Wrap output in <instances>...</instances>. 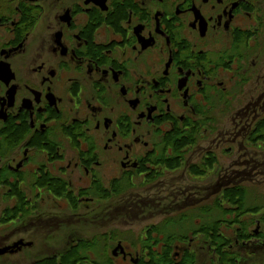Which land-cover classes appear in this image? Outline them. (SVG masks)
Wrapping results in <instances>:
<instances>
[{
	"label": "flooded vegetation",
	"instance_id": "flooded-vegetation-1",
	"mask_svg": "<svg viewBox=\"0 0 264 264\" xmlns=\"http://www.w3.org/2000/svg\"><path fill=\"white\" fill-rule=\"evenodd\" d=\"M240 183L264 189V0H0V264H201L210 240L237 264L264 214L200 228Z\"/></svg>",
	"mask_w": 264,
	"mask_h": 264
},
{
	"label": "trees",
	"instance_id": "trees-1",
	"mask_svg": "<svg viewBox=\"0 0 264 264\" xmlns=\"http://www.w3.org/2000/svg\"><path fill=\"white\" fill-rule=\"evenodd\" d=\"M240 98L241 99L237 100L236 104L234 103V105H242L243 98ZM229 106L230 103L227 102V99H219V111L222 114H220V116L218 117V121L216 120V117L213 118V120L208 117V120H204L203 124L205 125L208 123L209 125L214 126L217 122L219 124V127H221V124L223 123V121L225 123V119L227 118L224 113H228ZM263 201L264 194H260L259 192H255L254 190H252L248 183L226 186L222 192H219L218 198L215 201V203L218 205L217 209H214L211 206L203 207L201 209V218L207 220L208 222L203 224V226L200 228V231L204 233L205 236L209 237L212 233L217 234V228L221 230H228V227H231L232 225L244 224V222L242 221L244 219L243 216L248 213H256L260 209H264V205L261 204ZM248 204L254 205L248 206ZM228 206L233 207L229 209ZM191 214H194L195 216V211L185 214L180 218H190ZM193 229L194 228H192V230ZM159 231L162 233L163 229L159 228ZM194 233H196V230L194 231ZM220 234L222 235L221 232ZM219 241L221 242L220 239Z\"/></svg>",
	"mask_w": 264,
	"mask_h": 264
},
{
	"label": "rangeland",
	"instance_id": "rangeland-1",
	"mask_svg": "<svg viewBox=\"0 0 264 264\" xmlns=\"http://www.w3.org/2000/svg\"><path fill=\"white\" fill-rule=\"evenodd\" d=\"M258 192H260V194H264V189L261 188ZM130 197L131 196H129V198ZM111 202L114 203V204H118L117 202H115V200H113ZM126 203H127V201H126ZM107 204H108V206L111 205V203H108V202H107ZM261 204L264 205V201ZM230 205H232V204H230ZM250 205L253 206L254 204H248V206H250ZM116 206H115L116 208H119L120 207V205H116ZM131 206H132L131 205V202H129V204H125V202H124V205L121 206V212L120 211H116L114 209V211H111L110 217L111 218H115V217L119 218L120 217L121 218V222L123 221L122 223L125 222V218H132V217L133 218H143L141 216L142 214H140V213L137 214L135 210L133 211V213L130 210H128V209L131 208ZM231 207H233V206H228L229 209H231ZM161 211H162L161 208H155L153 210V212L155 214L158 213V212H161ZM131 214H132V217H131ZM261 214H264V209H260L255 214L254 213H248L245 216H243V218H246L245 220L251 219L254 222V220L256 218L258 219L261 216ZM116 215H118V216H116ZM136 215H138L139 217H137ZM144 215H146V213H144ZM141 226L142 225H139V226L134 225L135 228H138V227H141ZM254 227L255 226L252 225L251 226V229H254ZM135 228H133V229H135ZM138 229H140V228H138ZM138 229H136V230H138ZM263 231H264V226H263ZM201 234L203 235V233H201ZM210 241H208L207 244H204V242H203V245H202V253H201V257H202L201 264H217L219 261H221L218 256H215L214 254H212V249L213 248L210 245ZM251 241H252L251 243H254L255 245H250L249 247L235 249L236 252H237L236 255H235V257L238 259V263L237 264H264V262H263L264 261V235L262 234V236H260V238L257 239V240H255V241H253V239H251ZM174 243H179V241L171 242V246ZM65 244L66 243H64V245ZM35 249H36V247H35ZM16 259L17 258H15V259L13 258L12 259L13 262ZM13 262H11V263L12 264H16L17 263V262H14V263Z\"/></svg>",
	"mask_w": 264,
	"mask_h": 264
}]
</instances>
